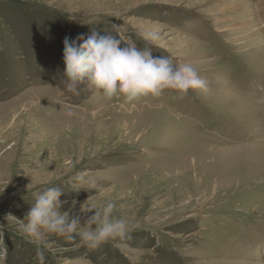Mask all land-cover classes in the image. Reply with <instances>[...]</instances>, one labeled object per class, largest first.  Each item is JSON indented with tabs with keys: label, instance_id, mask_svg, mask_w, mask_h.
Wrapping results in <instances>:
<instances>
[{
	"label": "rangeland",
	"instance_id": "1",
	"mask_svg": "<svg viewBox=\"0 0 264 264\" xmlns=\"http://www.w3.org/2000/svg\"><path fill=\"white\" fill-rule=\"evenodd\" d=\"M93 31L193 65L207 90L69 92L64 38ZM263 44V0H0V264H40L17 227L53 186L81 226L82 205L114 201L128 234L44 233V264H264Z\"/></svg>",
	"mask_w": 264,
	"mask_h": 264
},
{
	"label": "clouds",
	"instance_id": "2",
	"mask_svg": "<svg viewBox=\"0 0 264 264\" xmlns=\"http://www.w3.org/2000/svg\"><path fill=\"white\" fill-rule=\"evenodd\" d=\"M144 39L156 40L158 36L150 32ZM77 40L82 43L77 45L67 36L63 41L65 86L73 94L78 95L79 88L86 86L102 92L108 100L123 96L126 102L132 103L149 95L159 97L166 89L180 93V99L190 89L207 90L206 80L193 65H177L170 56L154 57L150 48L138 49L136 43L121 36L117 39L112 33L100 35L93 31L87 39L81 34ZM124 41L127 46L121 47ZM61 195L62 189L58 186L36 193L30 211L19 220L17 231L33 238L31 242L37 244L36 255L40 264L45 261L40 247L44 243V233L71 238L77 229L82 228L78 234L91 249L128 234L127 219L114 215V201L82 205L81 212L94 214L86 219L85 226H81L79 216L60 211Z\"/></svg>",
	"mask_w": 264,
	"mask_h": 264
},
{
	"label": "bare ground",
	"instance_id": "3",
	"mask_svg": "<svg viewBox=\"0 0 264 264\" xmlns=\"http://www.w3.org/2000/svg\"><path fill=\"white\" fill-rule=\"evenodd\" d=\"M264 1V0H263ZM264 45V44H263ZM247 99V98H246ZM250 100V99H249ZM258 108V107H257ZM255 118V117H254ZM165 129V128H164ZM156 135V134H155ZM160 136V135H159ZM154 138H155V136H154ZM154 140V139H153ZM152 140V141H153ZM238 166V165H237ZM249 168V167H248ZM250 169V168H249ZM253 172V171H252ZM256 173V172H255ZM258 173V172H257ZM261 175V174H260Z\"/></svg>",
	"mask_w": 264,
	"mask_h": 264
}]
</instances>
